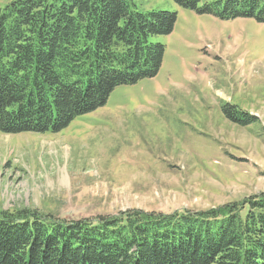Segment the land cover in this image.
I'll list each match as a JSON object with an SVG mask.
<instances>
[{
  "label": "rangeland",
  "instance_id": "obj_1",
  "mask_svg": "<svg viewBox=\"0 0 264 264\" xmlns=\"http://www.w3.org/2000/svg\"><path fill=\"white\" fill-rule=\"evenodd\" d=\"M131 7L177 14L170 35L151 38L165 46L158 75L116 88L59 133H0V211L95 219L216 210L264 193V23L173 0ZM228 104L255 121L231 122Z\"/></svg>",
  "mask_w": 264,
  "mask_h": 264
},
{
  "label": "trees",
  "instance_id": "obj_2",
  "mask_svg": "<svg viewBox=\"0 0 264 264\" xmlns=\"http://www.w3.org/2000/svg\"><path fill=\"white\" fill-rule=\"evenodd\" d=\"M264 23V0H173ZM133 0H15L0 10V133H59L116 88L158 75L177 14ZM236 124L256 118L232 105ZM0 264H264V193L216 210H129L67 220L0 211Z\"/></svg>",
  "mask_w": 264,
  "mask_h": 264
}]
</instances>
